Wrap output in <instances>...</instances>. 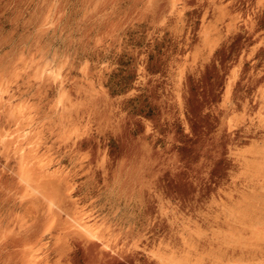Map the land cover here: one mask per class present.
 <instances>
[{
    "label": "rangeland",
    "instance_id": "374dc122",
    "mask_svg": "<svg viewBox=\"0 0 264 264\" xmlns=\"http://www.w3.org/2000/svg\"><path fill=\"white\" fill-rule=\"evenodd\" d=\"M0 264H264V0H0Z\"/></svg>",
    "mask_w": 264,
    "mask_h": 264
}]
</instances>
